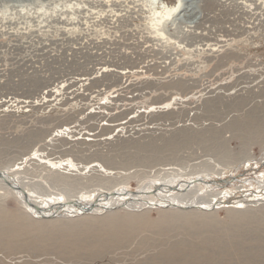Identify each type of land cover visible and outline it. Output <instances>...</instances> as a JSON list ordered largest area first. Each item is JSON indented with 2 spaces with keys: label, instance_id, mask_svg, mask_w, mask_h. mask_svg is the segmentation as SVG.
Here are the masks:
<instances>
[{
  "label": "rangeland",
  "instance_id": "obj_1",
  "mask_svg": "<svg viewBox=\"0 0 264 264\" xmlns=\"http://www.w3.org/2000/svg\"><path fill=\"white\" fill-rule=\"evenodd\" d=\"M176 1L0 0V169L40 200L202 175L221 185L188 193L221 201L40 221L0 186V264H163L180 243L190 258L218 250L199 264H264V0H209L202 13L208 0H180L152 24ZM215 236L226 246L201 243Z\"/></svg>",
  "mask_w": 264,
  "mask_h": 264
},
{
  "label": "bare ground",
  "instance_id": "obj_2",
  "mask_svg": "<svg viewBox=\"0 0 264 264\" xmlns=\"http://www.w3.org/2000/svg\"><path fill=\"white\" fill-rule=\"evenodd\" d=\"M158 1V0H157ZM189 1V0H188ZM190 1H192V0H190ZM204 1H207V0H204ZM212 1V0H211ZM218 1H220V0H218ZM225 1V0H224ZM153 2V1H152ZM170 2V1H169ZM199 2V1H198ZM201 2H203V0H201ZM244 2V1H243ZM193 3V2H192ZM197 3V2H196ZM216 3V2H215ZM222 3V2H221ZM198 4V3H197ZM209 4V0H208V2L206 3V4H204L205 6L206 5H208ZM211 4H214V3H211ZM220 4V3H219ZM181 5V1L180 0H178V1H176L173 5H171V6H169L168 7V5H167V7H164L165 9L164 10H162V11H160V12H158L156 15H155V17L152 19V24H154V25H161V23L163 22L164 23V21H166V18H167V16L168 15H171V18L173 17V13L175 12L176 13V9L179 7ZM199 5H200V3H199ZM254 5V4H253ZM186 6V5H185ZM189 6V5H188ZM192 6V5H191ZM216 6V5H215ZM214 6V7H215ZM218 6V5H217ZM220 6V5H219ZM237 6V5H236ZM243 6H244V4H243ZM208 6H206L205 7V9H204V6H203V4L202 5H200L198 8L199 9H195L194 10V12L195 11H203V10H206V8H207ZM211 7V6H210ZM213 7V6H212ZM161 8V7H160ZM163 8V7H162ZM190 8V7H189ZM188 8V9H189ZM196 8V7H195ZM209 8V7H208ZM207 8V9H208ZM217 8V7H216ZM193 9H194V7H193ZM218 9V8H217ZM251 9V8H250ZM209 10H211V8L209 9ZM216 10V9H215ZM158 11V10H157ZM156 11V12H157ZM212 11V10H211ZM244 11V10H243ZM183 12H185V11H183ZM225 12V11H224ZM181 13V12H180ZM202 13V12H201ZM206 13V12H205ZM179 14V13H178ZM190 14V13H189ZM211 14V13H210ZM210 14H209V16H210ZM253 14V13H252ZM207 15H208V13H207ZM218 15V14H217ZM236 15V14H235ZM246 15V14H245ZM204 16V15H203ZM143 17V16H142ZM141 17V18H142ZM166 17V18H165ZM176 17H178V16H176ZM211 17V16H210ZM253 17V16H252ZM205 18V17H204ZM206 18H208V17H206ZM213 18V17H212ZM218 18V17H217ZM178 19V18H177ZM203 19V18H202ZM214 19H216V18H213V20ZM174 21H175V17H174V19H173ZM201 20V19H200ZM204 20V19H203ZM198 21V20H197ZM206 21V20H205ZM215 21V20H214ZM242 21V20H241ZM171 22V21H170ZM208 22H210V21H208ZM211 22H212V20H211ZM216 22V21H215ZM179 23V22H178ZM205 23V22H204ZM203 23V24H204ZM239 23V22H238ZM173 24V23H172ZM195 24V23H194ZM198 24V23H197ZM201 24V23H200ZM200 24L198 25V26H200ZM212 24V23H211ZM243 24V23H242ZM202 25V24H201ZM231 25V24H230ZM163 26H165V25H163ZM195 26H197V25H195ZM206 26V25H205ZM237 26V25H236ZM210 27V26H209ZM234 27V26H233ZM161 28H162V26H161ZM165 28H163V30H164ZM209 29V28H208ZM215 29V28H214ZM222 29V28H221ZM233 29V28H232ZM238 29H239V27H238ZM162 30V29H161ZM197 30V29H196ZM198 30H200V29H198ZM201 30H203V29H201ZM246 30V29H245ZM204 31H206V30H204ZM204 31H200L201 33L202 32H204ZM218 31V30H217ZM225 31V30H224ZM235 31V30H234ZM244 31V30H243ZM188 32V31H187ZM196 32V31H195ZM208 33H210V30H208L207 31ZM231 32H233V31H231ZM164 33V32H163ZM197 33V32H196ZM195 33V34H196ZM200 33V34H201ZM244 33V32H243ZM199 34V33H198ZM212 33H210L209 35H211ZM245 34V33H244ZM190 35V34H189ZM203 35H205V33L203 34ZM208 35V34H207ZM217 35H219V34H217ZM216 35V36H217ZM187 36V35H186ZM192 36H193V34H192ZM200 36V35H199ZM212 36H214L213 34H212ZM195 37V36H194ZM202 37V36H201ZM200 37V38H201ZM204 37V36H203ZM188 38V37H187ZM200 38H198V39H200ZM207 38H208V36H207ZM216 37L214 36V39H215ZM193 39V38H192ZM194 39H196V38H194ZM203 39V38H202ZM172 40V39H171ZM185 40V39H184ZM190 41V40H189ZM192 41V40H191ZM194 41V40H193ZM219 41V40H218ZM181 42V41H180ZM183 43H184V41H182ZM186 42V41H185ZM205 42H206V40H205ZM130 44V43H129ZM192 44H194L193 42H192ZM206 44H208V41H207V43ZM131 45V44H130ZM138 45V44H137ZM136 45V46H137ZM140 45V44H139ZM214 45V44H213ZM216 45V44H215ZM126 46H128L127 44H126ZM132 46V45H131ZM192 46V45H191ZM132 47H134V46H132ZM132 47H131V49H132ZM212 47V46H211ZM134 48H137V47H134ZM133 48V49H134ZM203 49H204V46H203ZM214 49V48H213ZM212 49V50H213ZM197 50V49H196ZM199 50V49H198ZM206 50H207V48H206ZM215 50V49H214ZM131 51V50H130ZM211 51V50H210ZM127 54H128V52H126ZM133 53V52H132ZM123 54H125V53H123ZM140 54V53H139ZM136 55H138V53L136 54ZM123 57H124V55H122ZM128 56V55H127ZM132 56V55H131ZM139 57V56H138ZM124 58H126V57H124ZM127 59V58H126ZM129 60H130V58H128ZM128 59H127V61H128ZM116 72V71H115ZM114 72V73H115ZM116 74V73H115ZM112 75H113V73H112ZM115 83V82H114ZM247 90V89H246ZM168 100V99H167ZM251 125V124H250ZM122 128V127H121ZM110 130V129H109ZM162 133V132H161ZM84 134V133H83ZM54 136H58V135H54ZM84 136V135H83ZM93 137V136H92ZM95 137V136H94ZM58 139V138H57ZM112 139H114V138H112ZM116 139V138H115ZM33 141V140H32ZM97 141V140H96ZM86 142V141H85ZM106 143V142H105ZM47 144V143H46ZM71 144V143H70ZM212 145V144H211ZM40 147V146H39ZM215 147V146H214ZM41 148V147H40ZM43 148V147H42ZM40 150V149H39ZM214 150V149H213ZM39 155V154H38ZM40 157V156H39ZM42 158H43V156H42ZM30 160H32L33 158H29ZM258 160V159H257ZM43 161V160H42ZM217 163V162H216ZM195 164V163H194ZM254 164V163H253ZM247 166V165H246ZM259 166V165H258ZM13 167H14V165H13ZM16 167V166H15ZM95 167V166H94ZM220 167V166H219ZM251 168V167H250ZM249 168V169H250ZM258 168V167H257ZM260 169V168H259ZM0 172L3 174V176L2 177H0V186H1V188L2 189H4L7 193H9V194H11V195H13V196H15L16 198H17V200L21 203V205L24 207V209H23V211L25 210L26 211V215H29L32 219H35V220H40V221H48V220H45V219H48V218H50V217H55V216H57L58 214H61V213H65L64 215H66V216H68V217H71L70 215H72V216H77V215H83V214H90V213H93V214H97V213H101V212H103V211H108V210H110V209H114V208H116V207H118V206H120V207H122V206H124L125 207V209H127L126 208V206L127 207H131V208H139V207H146V208H149V206L151 205V204H153V205H155V206H159V207H168V206H174V207H179V208H186V207H188V208H193V206L194 207H198L201 211H203V213L205 214V212L204 211H207V210H212V209H214L215 208V206L217 205V203L218 202H220L221 200H220V194H213V198L212 199H210V200H208L206 203H202V200L201 199H199L197 196H199V195H197L196 193V191L197 190H195V191H193V192H191V193H188V190H189V188L191 189V188H195L196 186H198V185H203V184H205V186L207 187V188H210V187H213V186H218L219 184L221 185V183L218 181V180H221V179H213V178H209V179H207L206 177H204V176H202L201 175V177L199 176V177H195L196 175H194V177L193 178H190V179H182V180H175V179H172L173 177H168V176H165V177H167V178H165L164 180H160V181H154V182H151L149 185H144L143 187L144 188H142V187H140V188H142V189H140V190H137V191H129V190H124V189H122V190H117V191H106V190H102V191H97V193H94V195L93 196H91V194L89 193L88 195H85V196H83V195H73V196H67L66 198L65 197H62V199L61 198H59L60 196L59 195H57V196H54V197H52V198H45V199H42V200H40L39 198H38V196H36V195H34L33 193H32V190L31 189H29V188H27V187H25V182L23 181V180H21L18 176H16L17 174H15V172H14V174L13 173H11L10 171H8V168H7V170H4V169H0ZM215 175H216V173H215ZM170 176V175H169ZM231 177H233V176H231ZM219 178V177H218ZM160 179H162V178H160ZM234 179H236V178H229V180L230 181H234ZM228 180V179H227ZM226 180V182H227V184H228V181ZM229 181V182H230ZM236 181H239V183H242L243 185H245L244 183H246V182H243V181H241V180H239V179H236ZM262 181H263V179H262ZM24 182V183H23ZM203 183V184H202ZM222 183H224V182H222ZM226 184V183H225ZM230 184V183H229ZM27 186V185H26ZM204 186V185H203ZM222 187V186H221ZM212 189V188H211ZM222 189V188H221ZM151 190H154V191H157V190H160V191H169V192H171V191H177V192H180V193H186V194H184L185 196H181V195H178V196H173V197H169L168 195L167 196H162L163 197V199H157V198H155V197H152V198H149V196H148V199L149 200H152L153 202H150L149 200L148 201H146V197L145 196H143V195H145V194H149V192H151ZM215 190V189H214ZM213 191V190H212ZM90 192V191H89ZM216 192V191H215ZM212 193V192H211ZM210 193V194H211ZM41 194V193H40ZM43 194V193H42ZM53 194V193H52ZM63 194H65V193H62V195ZM190 195V196H189ZM197 195V196H196ZM229 195V194H228ZM228 195H223V197H227ZM41 196V195H40ZM64 196V195H63ZM147 196V195H146ZM197 198H196V197ZM186 197H188L189 199H186ZM155 198V199H154ZM211 198V197H210ZM183 201H182V200ZM204 199V198H203ZM253 198L251 197V198H245V200L244 201H239L238 203L239 204H241L242 202L244 203V204H247V202H250V203H252V202H254L253 200H252ZM212 200L213 201H215L216 203H213L212 202ZM237 200H240V199H236V201ZM249 200H251V201H249ZM235 201V202H236ZM147 204V205H146ZM177 205V206H175V205ZM181 206H183V207H181ZM235 206V205H234ZM237 206H239V205H236V207ZM123 207V208H124ZM234 209H239V208H234ZM144 210V209H143ZM196 210V209H195ZM22 211V210H21ZM112 211V210H111ZM210 212V211H209ZM24 213V212H23ZM207 213V212H206ZM25 214V213H24ZM21 216H22V214H20ZM26 215L24 216V217H26ZM106 215V214H105ZM23 219H28V218H23ZM15 223V222H14ZM41 224V223H40ZM10 225V224H9ZM14 226H13V230H15V229H19V228H23V225L21 224V223H15V224H13ZM33 225V224H32ZM26 228V227H25ZM132 230V229H131ZM120 232V231H119ZM111 233V232H110ZM116 233V232H115ZM241 233V232H240ZM109 234V233H108ZM119 234V233H118ZM219 235V234H218ZM237 235V234H236ZM241 235V234H240ZM264 235V234H263ZM242 236V235H241ZM53 237V236H52ZM109 237V236H108ZM115 237V236H114ZM243 237V236H242ZM39 238H41V237H39ZM107 238V237H106ZM105 238V239H106ZM113 238V237H112ZM120 238V237H119ZM241 238V237H240ZM245 238V237H244ZM243 238V239H244ZM252 238H254V237H252ZM230 239V238H229ZM248 240H250L249 238H247ZM254 239H256V238H254ZM258 239H261V238H258ZM257 239V241L259 242V240ZM106 240H108V239H106ZM262 240V239H261ZM232 241H234V239L232 238ZM240 241V240H239ZM241 241H243V240H241ZM253 241V240H252ZM256 241V240H255ZM254 241V242H255ZM106 242V241H105ZM223 242V241H222ZM221 241H220V239L217 237L216 238V236H215V238L214 239H204L203 240V242L201 241V243L202 244H204L203 246H205V244H210V246H216V247H220L219 245H223V247L224 246H226V245H224V244H226V243H222ZM237 242H238V240H237ZM250 242H251V240L249 241V244H250ZM257 242V243H258ZM96 243V242H95ZM95 243H93V244H95ZM104 242H100V241H98V245L97 246H100L101 247V245L103 244ZM230 243V242H229ZM244 243V242H243ZM248 243V242H247ZM256 243V244H257ZM233 244V243H232ZM231 244V245H232ZM237 245L239 244V243H236ZM262 244V243H261ZM104 245V244H103ZM195 245V244H194ZM197 245V244H196ZM221 245V246H222ZM263 245V244H262ZM96 246V245H95ZM230 246V245H229ZM241 246V245H240ZM250 246V245H249ZM251 246H252V243H251ZM196 247H198V246H196ZM223 247H221L220 249L222 250V251H224L223 250ZM237 247V246H236ZM256 247L257 246H255V249H256ZM260 247H262V246H260ZM93 248V247H92ZM191 248V247H190ZM232 248V247H231ZM233 248H235V247H233ZM242 248H243V246H242ZM186 249H188V245L187 244H184V243H180L179 245H176V246H174L173 248H171L170 250L168 249V251L167 252H164V253H162V254H164L163 256H162V261H163V264H187V263H189L191 260L192 261H195L194 263H198L200 260H201V258H203V262L205 263V262H207V263H215V261H216V258L219 256L218 255V253L216 252V251H218V250H213L212 252H211V250H210V253H206V254H204V251H205V249H203V247H200V245H199V247H198V249H197V251L199 252L200 250L202 251L203 250V254L204 255H202V252H201V255H197V254H195L194 256H192V258H190V256H191V254L192 253H188L187 251H186ZM192 249V248H191ZM214 249V248H213ZM230 249V248H229ZM244 249H247L246 247L244 248ZM249 249L250 248H248V250L247 251H249ZM253 249V248H252ZM258 249V248H257ZM193 250V249H192ZM191 250V251H192ZM225 250L227 251V247H225ZM234 250V249H233ZM239 250V249H238ZM254 250V249H253ZM190 251V252H191ZM206 251H207V249H206ZM229 251H231V250H229ZM229 251L227 252L228 254H229V256H231L230 254L232 253V252H230L229 253ZM236 251V250H235ZM233 252V254L234 253H237V252ZM247 251L245 252V251H243L244 253H246V256H247ZM258 251H260V249L258 250ZM264 251V250H263ZM193 253H194V251H192ZM197 252V253H198ZM241 252V251H240ZM255 252V251H254ZM219 253H221V252H219ZM251 253V252H250ZM258 254H259V252H257ZM257 253L255 254V256H257ZM221 254H225V253H221ZM240 254V253H239ZM261 254H262V251H261ZM260 254V255H261ZM264 254V253H263ZM216 255H218V256H216ZM227 255V254H226ZM237 255V254H236ZM251 255H253V254H251ZM259 255V256H260ZM184 256V257H183ZM228 256V255H227ZM239 256V255H238ZM241 256V255H240ZM239 256V257H240ZM245 256V255H244ZM249 256V255H248ZM255 256H252V257H255ZM258 256V257H259ZM264 256V255H263ZM233 257V255L230 257V258H232ZM219 258V257H218ZM217 258V259H218ZM234 258V257H233ZM238 258V257H237ZM241 259L242 258H244V257H240ZM249 258H250V256H249ZM251 259V258H250ZM157 260V261H156ZM155 261H152L151 263H153V264H161L159 261V259H156ZM182 260H186V261H184V262H182ZM254 260H255V258H254ZM248 261H250V260H247V262ZM252 261H253V259H252ZM257 261V260H256ZM151 263H148V264H151ZM201 263V262H200ZM223 263V262H222ZM252 263H254L255 264V262H252ZM251 262L249 263V264H252ZM257 263V262H256ZM193 264V263H192ZM199 264V263H198ZM220 264V263H219ZM260 264H261V262H260Z\"/></svg>",
  "mask_w": 264,
  "mask_h": 264
},
{
  "label": "water",
  "instance_id": "obj_3",
  "mask_svg": "<svg viewBox=\"0 0 264 264\" xmlns=\"http://www.w3.org/2000/svg\"><path fill=\"white\" fill-rule=\"evenodd\" d=\"M3 176V174L0 172V177H2Z\"/></svg>",
  "mask_w": 264,
  "mask_h": 264
}]
</instances>
